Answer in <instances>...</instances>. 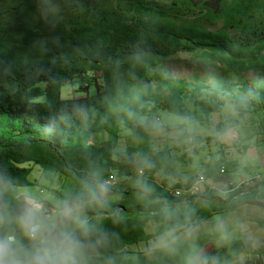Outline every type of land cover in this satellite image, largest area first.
Returning a JSON list of instances; mask_svg holds the SVG:
<instances>
[{"label": "trees", "instance_id": "trees-1", "mask_svg": "<svg viewBox=\"0 0 264 264\" xmlns=\"http://www.w3.org/2000/svg\"><path fill=\"white\" fill-rule=\"evenodd\" d=\"M179 53L229 71L254 67L264 74V0H0V239L20 228L17 218L30 203L15 188L38 185L30 179L36 166L50 181L64 175L76 183L71 196L59 195L81 203L77 216L63 217L49 201L41 210L49 223L61 218L57 227L79 236L86 264H189L206 235L183 237L204 219L237 208L250 192L239 189L233 198L238 191L222 197L208 189L186 199L174 196L184 187L167 186L164 178L174 170L172 148L157 147L153 135L166 127L146 118L161 110L191 113L192 119L200 111L223 112L224 95L240 116L247 112L244 102L264 110V82L243 83L249 99L230 83L170 74L155 87L143 83ZM81 76L88 78L64 98L63 87ZM228 121L231 127L240 123L234 116ZM124 130L132 131L138 145L117 157L111 142H90L95 133L107 131L112 138ZM203 166L209 178L222 168L215 160ZM137 168L144 174L141 183L127 193L114 187L117 199L106 200L99 186L112 171L124 179ZM76 217L87 222L86 235ZM167 232L163 246L130 248ZM16 239L33 250L25 235ZM218 250L196 264H230L242 255L250 257L245 264H264V250L254 251L244 236Z\"/></svg>", "mask_w": 264, "mask_h": 264}, {"label": "rangeland", "instance_id": "rangeland-1", "mask_svg": "<svg viewBox=\"0 0 264 264\" xmlns=\"http://www.w3.org/2000/svg\"><path fill=\"white\" fill-rule=\"evenodd\" d=\"M151 72H153V75L150 80H145L143 83L151 84L153 87H155L162 76L170 74L174 77L185 78L187 80H200L212 84H235L237 87L236 92L242 96L243 99H249L241 90L245 81L255 80L264 82V74L259 68L252 67L241 72L229 71L218 63L210 62V60L206 58H199L189 53H179L165 60L155 69L153 68ZM157 73L158 75H156ZM86 78L88 77L81 76V78H77L78 83L65 85L62 90V96L64 98L72 97L75 89H78ZM76 94L78 96L83 95L82 92ZM223 97L225 99L223 112L221 109L218 112L212 113L200 111V115L192 119L191 113L185 116V118L174 115L168 110H161L159 114L152 113L146 118V120L151 121L153 124L166 127L154 131L153 135L155 136V145L157 147H162L168 143L172 148L174 164L171 168L174 170L168 175H165V177L163 176L166 181H168L169 185L176 186L179 184L185 187L186 184L188 187L200 171L205 172L204 170L206 167L203 166V163L212 162L214 160L220 166L225 167V173L221 174L219 171V174L225 175V178L228 175L251 176L258 172L264 175V163L262 162L264 160V110H262L259 105L257 106L250 104V102L249 104L244 102L247 112L240 116L239 112L235 109V102L225 95ZM209 105L214 107L213 104ZM231 116L239 117L240 123L238 126L231 127V123L228 121V118ZM224 119L226 122L222 123L221 129H219V126L217 129L216 123L219 125V122L224 121ZM195 135H201L203 137L210 135L213 136V138L211 140L195 141L193 140ZM110 136L112 135L107 131L95 133L91 137L90 142L95 144L111 142L109 144L112 145L116 157L125 150L127 146L138 145L137 139L130 130H124L118 137L113 136L110 138ZM169 139L171 140L168 141ZM259 163L262 164L259 165ZM112 173L115 174L116 180L113 184L106 187L107 195L105 198L108 201L116 200L118 197L114 191V187L122 186L124 193H127V191L137 187L144 176L140 168L135 169L131 176L124 179L116 175V171L113 170ZM186 175H189V177L184 181ZM179 176L184 178L179 180ZM30 179L38 183V185L15 188L17 196L26 200L28 204L39 202L41 208L45 209L49 208L45 201H49L54 207H58L60 211L62 206L67 205L74 210L73 216H77V213L81 211V203L75 200L64 199L59 195V192L68 197L72 195L76 188V183L72 179L64 175H56L55 180L50 181L46 177V174H44V171L36 166L33 168V174L30 176ZM239 179L240 178L236 177L235 180ZM238 194H240V191L231 197L234 198ZM180 197L186 199V196ZM260 197L264 198V190L259 193L257 190L250 191V195L240 198L242 202L234 210L227 211L223 214H215L217 215L215 217L216 220L214 218L213 220H209L211 219L209 217L204 219L201 224L195 225L191 231L183 237V240L189 238V236H192V239L196 240L194 237L199 234H204L206 236L202 240L203 242L200 244V247L196 248L194 257L189 264H196L201 258L205 259L211 257L219 251L218 249L221 246L234 239L236 237V235H234L235 232L231 231L237 229L238 224H241L240 228L244 233L240 232L241 234H239L241 236L246 235L244 225H246L247 228H251L254 234L251 235L249 240L252 241L253 250L263 251L264 204H257L258 201H262ZM1 213L2 211L0 210V217ZM155 225V223L152 225L147 224L146 230L148 232H153ZM228 230L230 232L229 234H227ZM168 233L169 232L162 236H158L147 243H141L138 247L130 248L136 251L137 249L146 250L150 247H155L164 242L163 239ZM225 234H227V243L223 240ZM15 235L17 237H22L24 233L20 228L16 231ZM130 255L135 256L136 254L130 252ZM249 258L248 255H242L230 264H245ZM101 264L110 263L101 262Z\"/></svg>", "mask_w": 264, "mask_h": 264}, {"label": "clouds", "instance_id": "clouds-1", "mask_svg": "<svg viewBox=\"0 0 264 264\" xmlns=\"http://www.w3.org/2000/svg\"><path fill=\"white\" fill-rule=\"evenodd\" d=\"M99 187L101 193L106 191L103 184ZM73 213L71 207H61L60 214L63 217L72 219ZM76 220L86 235L87 222L78 217ZM60 221L61 218H58L54 223H49L39 203L26 206L23 214L17 218V223L32 242L33 250L29 251L20 245L14 234L7 235L0 239V264H86L85 245L74 231L58 228Z\"/></svg>", "mask_w": 264, "mask_h": 264}, {"label": "built area", "instance_id": "built-area-1", "mask_svg": "<svg viewBox=\"0 0 264 264\" xmlns=\"http://www.w3.org/2000/svg\"><path fill=\"white\" fill-rule=\"evenodd\" d=\"M220 173H225V168L222 167ZM219 174V175H221ZM228 175L224 180H218V177L208 178L205 172L200 171L196 177L193 179L191 185L184 188H176L174 190V196H186L185 198L191 197L193 195H198L204 193L208 189H217L219 194L222 197H228L231 193L242 189L245 191H262L264 189V175L261 173H255L248 177H242L239 180ZM116 180L115 174L109 175L108 179L105 181V184L109 186ZM222 181V185L218 186V182ZM106 188V186H105ZM252 189V190H251Z\"/></svg>", "mask_w": 264, "mask_h": 264}, {"label": "crops", "instance_id": "crops-1", "mask_svg": "<svg viewBox=\"0 0 264 264\" xmlns=\"http://www.w3.org/2000/svg\"><path fill=\"white\" fill-rule=\"evenodd\" d=\"M62 95H63V94H62ZM260 147H261V146H260ZM262 162L264 163V160H263ZM260 164H262V163H259V165H260ZM231 176H233V175H231ZM234 176H236V177H238V178H242V177H248L249 175H234ZM234 176H233V177H234ZM188 177H189V175H186V178H184V177H182V176H179L178 179L180 180V179H183V178H184V181H186ZM213 177H218V180H220V179H221V180H224V179H225V175H216V176H213ZM236 177H235V178H236ZM159 179H160V177H157V180H159ZM106 180H107V179H106ZM106 180H105V181H106ZM112 184H113V183H112ZM166 184H168L167 186H171V185H169L168 181H166ZM184 184H185V183H184ZM184 184H183V185H184ZM104 185L107 187L106 184H104ZM221 185H222V181H221V182H218V186H221ZM106 189H107V188H106ZM251 190H252V189H251ZM258 193H259V192H258ZM104 194H105V196L107 195L106 191L104 192ZM260 198L262 199V201H264V198H263V197H260ZM262 201H258V202H261V203L264 204V202H262ZM258 202H257V203H258ZM216 216H217V215H214V216L210 217L211 219H209V220H213V218L215 219ZM215 220H216V219H215ZM150 225H152V224H150ZM240 225H241V224H238V228L235 229V230H232V231H231V232H235L234 235H236L237 238H240V237H241L240 234L243 233L242 230H241V228H240ZM245 226H246V225H244V231L246 232V235H244V236H246V237L248 236L249 238H248V237H247V238L250 239L251 235H253L254 232L251 230L250 227L247 228V226H246V228H245ZM252 228H255V227H252ZM232 229H234V228H232ZM240 232H241V233H240ZM229 233H230V232H229V230H228V233H227V234H229ZM239 233H240V234H239ZM227 234H225V237L223 238V240H225V241L227 240V239H226V238H227V236H226ZM243 234H244V233H243ZM223 236H224V234H223ZM221 237H222V236H221ZM236 237H235V238H236ZM235 238H234V239H235ZM234 239H232V240H230V241H233ZM223 240H222V241H223ZM230 241H229V242H230ZM226 243H227V241H226ZM163 244H164V242L161 243V244H159V245H157V246H161V245H163Z\"/></svg>", "mask_w": 264, "mask_h": 264}]
</instances>
